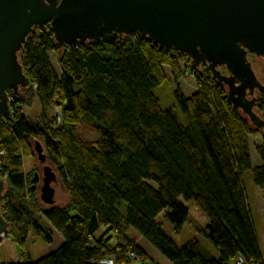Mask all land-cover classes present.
<instances>
[{"label": "trees", "instance_id": "16d2710c", "mask_svg": "<svg viewBox=\"0 0 264 264\" xmlns=\"http://www.w3.org/2000/svg\"><path fill=\"white\" fill-rule=\"evenodd\" d=\"M180 58L196 90L188 97L173 90L178 117L161 106L155 89L168 82L166 65L172 78L180 75ZM18 60L28 85L8 91L11 118L0 115V208L21 249L19 260L0 264H90L106 256L114 264H156L127 235L130 227L172 264H264L243 185L250 171L264 192V138L256 146L260 163L253 165L249 136L260 130L233 108L208 69L191 71L184 52L165 51L141 34L63 48L49 25L26 37ZM33 97L41 114L30 120L23 106ZM255 106L264 114L262 94ZM32 137L41 140L68 193L63 205L44 204L31 188L23 157L32 154ZM179 198L193 200L206 215L201 232L216 254L197 239L178 246L162 230L159 215L175 233L188 221ZM51 230L63 242L31 260L27 236L52 243Z\"/></svg>", "mask_w": 264, "mask_h": 264}, {"label": "water", "instance_id": "95a60500", "mask_svg": "<svg viewBox=\"0 0 264 264\" xmlns=\"http://www.w3.org/2000/svg\"><path fill=\"white\" fill-rule=\"evenodd\" d=\"M46 25L57 46L141 34L165 51H182L191 71L201 65L208 69L212 80L226 87L233 108L264 132V118L255 110V92L264 96V84L248 58L264 57V0H0V115L5 119L11 118L8 90L28 85L18 52L30 33ZM34 150L45 163L39 141ZM43 174L39 197L53 205L57 175L50 165ZM38 176L34 171L32 189ZM4 187L0 166V203ZM3 232H9V223L0 208Z\"/></svg>", "mask_w": 264, "mask_h": 264}, {"label": "rangeland", "instance_id": "374dc122", "mask_svg": "<svg viewBox=\"0 0 264 264\" xmlns=\"http://www.w3.org/2000/svg\"><path fill=\"white\" fill-rule=\"evenodd\" d=\"M50 60L54 66V69L59 73L60 69L55 61V53H49ZM248 58L252 64V67L256 73V76L264 84V57H258L254 54H249ZM180 63V75L177 78H172L170 69L166 65L164 67L165 73L168 79V82L155 89L156 95L160 99V104L164 109H171L174 113L180 117V109L178 107L177 101L174 97L173 90L179 88L184 96H190L196 90V83L194 81L193 75L188 72L185 68V60L179 59ZM256 100L260 96L258 92L255 93ZM24 112L27 115L28 119L35 120L41 114V107L36 97H33L29 105H24ZM257 113L264 118V114L257 110ZM60 113V108L54 110V115ZM259 129V128H258ZM82 134L84 137L92 139L94 136L89 134L85 128L83 129ZM256 131L249 136L250 143V154L251 161L253 164H258L260 159L256 153V146L264 138L263 130ZM41 140L37 137L30 138V144L32 146V154L23 157L24 170L27 174L33 173L36 171L38 166H41V162L37 158V154L34 150V142ZM43 146V145H42ZM43 152L47 155L46 150L43 148ZM3 154V151H0V155ZM48 156V155H47ZM44 164V163H43ZM44 165L52 164L48 161ZM52 170L57 172L54 168ZM3 178H5L3 176ZM57 182V183H56ZM56 182L52 183V186L55 188V204L63 205L69 199L67 191L62 187L61 182L58 177ZM243 185L246 191L247 201L250 208V214L254 225L255 235L257 238V243L260 249L262 256L264 257V192L252 181L250 171H246L243 175ZM37 196L39 197V190H37ZM40 199V197H39ZM41 200V199H40ZM179 200L188 208L189 219L183 226V229L180 233H175L171 223L162 215L157 217L162 230L178 245L183 246L191 239H197L205 248L210 250L212 253L216 254V251L212 243L207 239L201 232V228L208 224V219L203 211L196 205L193 200H184L179 198ZM45 222V221H44ZM47 227L49 225L45 223ZM53 236L52 243H46L43 241L35 240L34 236L30 234L26 238V248L29 252V257L31 260H35L53 250H55L62 242L63 239L57 235L56 232L51 230ZM127 235L134 240L135 244L139 245L147 255L152 259L156 264H172L164 255H162L155 247H153L149 242L143 239L137 230L130 227L127 229ZM20 245L13 241L12 239L6 240L5 242H0V262H8L20 259ZM133 264H143L141 261H134Z\"/></svg>", "mask_w": 264, "mask_h": 264}, {"label": "built area", "instance_id": "2783aa9c", "mask_svg": "<svg viewBox=\"0 0 264 264\" xmlns=\"http://www.w3.org/2000/svg\"><path fill=\"white\" fill-rule=\"evenodd\" d=\"M67 46H64L63 48H66ZM57 120L59 121L60 120V117L58 116L57 117ZM11 239L10 236H9V233H0V242H5L6 240H9ZM135 257V254L133 251L129 252L128 253V259H130L131 261L133 260V258ZM243 260L240 259L239 261L237 262H234L232 264H243ZM90 264H114V261L111 257H103V258H100L99 260H95V261H90ZM129 264H133V263H129Z\"/></svg>", "mask_w": 264, "mask_h": 264}, {"label": "flooded vegetation", "instance_id": "af4514ba", "mask_svg": "<svg viewBox=\"0 0 264 264\" xmlns=\"http://www.w3.org/2000/svg\"><path fill=\"white\" fill-rule=\"evenodd\" d=\"M222 69V72H224L225 73V71H224V69L223 68H221ZM8 91H10V90H8ZM257 92V91H256ZM255 92V93H256ZM48 162V159H46V162L44 163V164H46ZM44 164L43 163H41L40 165L41 166H38L37 167V169H36V171L38 172V180H37V182H36V188L38 189V187H40V185L42 184V180H43V176H44V174H43V169H44ZM53 168V167H52ZM57 183V182H56ZM54 184V183H53Z\"/></svg>", "mask_w": 264, "mask_h": 264}, {"label": "crops", "instance_id": "0c3cea01", "mask_svg": "<svg viewBox=\"0 0 264 264\" xmlns=\"http://www.w3.org/2000/svg\"><path fill=\"white\" fill-rule=\"evenodd\" d=\"M260 163V162H259ZM253 164V163H252ZM253 165H256V164H253ZM263 257V256H262Z\"/></svg>", "mask_w": 264, "mask_h": 264}]
</instances>
